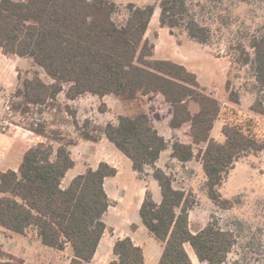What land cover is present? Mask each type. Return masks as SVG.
<instances>
[{
	"label": "trees",
	"instance_id": "trees-1",
	"mask_svg": "<svg viewBox=\"0 0 264 264\" xmlns=\"http://www.w3.org/2000/svg\"><path fill=\"white\" fill-rule=\"evenodd\" d=\"M127 19H115V0H0V48L5 55L32 62L37 69L18 74L11 111L26 115L30 108L61 105L73 118L79 139L98 142L105 136L132 163L140 176L151 169L161 201L151 189L139 211L142 224L163 244L159 264H193L186 245L201 263L227 264L237 244L232 230L224 229L214 215L200 231L193 233L190 212L197 202L193 193L175 186L172 174L157 166L162 153L171 149V159L182 164L198 160L206 176L208 198L222 210L233 208L221 187L240 158L264 151L258 139L243 124L226 123L224 141L212 136L223 104L207 93L198 76L184 65L155 58V43L147 33L157 9L162 28H183L190 40L206 45L212 38L209 27L192 13L189 0H157L127 7ZM230 48L234 63L248 67L256 88L264 92V27L248 33ZM50 79L46 82L41 72ZM229 102L240 105V97L227 83ZM151 94H161L172 109L170 127L190 126L191 143H172L156 128L153 115L139 110L119 115L116 122L94 125L78 121L77 110L68 101L92 95L113 96L122 103H141ZM192 103L198 106L193 112ZM103 103L101 110L104 111ZM251 111L264 116V104L257 99ZM42 137L24 154L18 171H0V227L16 234L32 229L46 246L64 251L70 247V264H91L108 229L105 216L113 201L105 182L118 174L117 168L101 162L63 186L76 163L71 147L77 140L62 129H52L38 119L28 129ZM264 216V210H263ZM110 264H145L144 251L130 237L117 240ZM0 264H24V260L0 248Z\"/></svg>",
	"mask_w": 264,
	"mask_h": 264
},
{
	"label": "rangeland",
	"instance_id": "rangeland-1",
	"mask_svg": "<svg viewBox=\"0 0 264 264\" xmlns=\"http://www.w3.org/2000/svg\"><path fill=\"white\" fill-rule=\"evenodd\" d=\"M115 1L118 5L115 19L119 23L127 19L129 4L143 6L157 2V0ZM189 1L192 13L198 21L211 29L210 42L206 45L193 42L181 27L174 29V34L169 28H162L159 22L160 9H157L147 33V37L156 44L157 57L170 56L182 59L191 62L192 66L201 71L202 86H210L207 93L223 103L222 114L215 124L213 134L216 140L224 139L221 129L226 123L243 124L258 139L264 140V116L251 111V106L257 99L264 104V92H259L256 88L255 78L248 67H240L234 63L230 51L237 40L247 43L245 37L248 33H254L264 27V0ZM167 49L168 52L170 51L168 55L165 53ZM33 69L37 68H34L32 62L27 59L17 58V56L4 57L0 54V79L6 78L13 84L17 83L11 90H7L0 84V132L15 135L27 144H33L37 140L27 131L31 125L37 123L38 119H43L47 121L49 128L62 129L65 135L71 136L68 128H74L73 118L64 109L66 103L64 94L60 95L61 105L55 108L43 107L42 114L35 107L30 108L24 116L11 111L13 95L19 85L18 74H24ZM41 74L46 82H50L43 71ZM228 82L232 91L239 95L240 105L229 102ZM103 103L90 98L80 112L76 104H72V107L77 110V117H81V123L89 119L92 126L116 122L119 115H130L142 109L148 110L154 116V120L156 119L160 132L171 143L177 138L186 143L192 141L189 125H185L179 131L171 130L169 116L172 109L165 105L162 96L155 95L147 102L143 100L136 104L122 103L112 97L109 106L106 104V108L102 111ZM191 109L196 112L199 108L192 103ZM156 110L159 112L156 113ZM74 139L79 138L76 136ZM75 146L71 148L74 149ZM92 157L88 149L74 150L73 159L77 162V167L71 170L65 182L67 185L70 184L71 178L79 174L84 169V165L88 164V158L92 159ZM97 161L98 159L91 163L95 165ZM160 166L173 175L176 187L183 188L195 196L197 204L193 221L202 223L208 219L209 222L214 215L222 228L235 233L237 244L229 255L227 264H264V151L240 158L235 168L225 177L220 191L224 198L234 203L233 208L229 210L217 208L208 198L205 188L206 176L198 160L182 164L165 155ZM122 170V189L125 186L128 189H135L134 184L137 180H143L144 184L149 186L153 180L151 169L142 176L139 174L133 176L132 163L127 158L122 164ZM123 191L118 189L117 194H122Z\"/></svg>",
	"mask_w": 264,
	"mask_h": 264
},
{
	"label": "crops",
	"instance_id": "crops-1",
	"mask_svg": "<svg viewBox=\"0 0 264 264\" xmlns=\"http://www.w3.org/2000/svg\"><path fill=\"white\" fill-rule=\"evenodd\" d=\"M0 52L2 56L4 57L8 56L4 54L1 48H0ZM169 52L168 49L167 51H165L167 55L169 54ZM157 55H158V51L155 44L156 59L171 60L176 63L184 65L188 70H190L191 72L195 73L198 76L199 83L202 86L201 78L203 74H200L201 71L198 68L192 66L191 62L189 63L182 59H176L170 56L157 57ZM17 58L19 57L17 56ZM0 84L7 90H11L14 87V85L15 86L17 85V83L13 84L12 82H9L6 78H1ZM202 88H204L207 91L210 88V86H202ZM155 95L162 96L161 94H151L143 99L144 102H147L149 98ZM112 97L113 96H106L105 98L100 99L96 96L86 95L80 97L76 101H68V103L70 105L76 104L77 106H79V112H80L82 109L85 108V105L87 104V102H89L90 98L96 100V102H99L100 100L104 102V104H107V106H109V102L110 100H112ZM162 98L164 100L165 105H168L165 102L163 96ZM59 100H61L60 96H59ZM169 108L171 109L170 106ZM157 112H159V110H156V113ZM170 114L172 115V111H170ZM171 115L169 116V126H170V120L172 118ZM77 119L81 123L80 121L82 120L81 117H78ZM154 123L156 128L159 130L156 119L154 120ZM68 130L73 138L77 136L78 134L77 130L71 127L68 128ZM171 130L173 129L171 128ZM173 131H179V130H173ZM27 133H29L31 136L33 135L35 140H37V142L33 144H27L25 141H23L22 138L19 139L15 135L3 134L0 132V171L2 172L8 170L18 171L23 156L28 151V149L31 148L33 145L43 142V139H41L42 137L35 135L31 131H27ZM213 134H214V130L212 132V136ZM220 137L223 138L221 134ZM77 141H78L77 145L74 147V149L71 148L72 158L75 149L76 150L88 149L89 151H91L93 157L92 159L88 158V164L84 165V169L79 174L74 175L71 178V181L76 176L83 174L88 167L97 169L98 165L101 162H107L113 165L118 170V174L115 177L109 178L105 182L106 192L108 193L110 199L113 201L114 204L113 206L110 207L108 213L105 216V222L108 226V229L101 240V243L98 247V250L91 264H110L111 261H113L114 259L113 250H114L115 242L117 240L124 239L126 237H130L137 246L143 249L145 256V264H159L160 258L163 253V244L160 243L158 240H156V238L142 224L139 215V211L145 199L146 191L148 188L152 190L155 200L157 202L161 201V192L157 182L152 180L150 185L147 186L146 184H144L143 180H137L136 183L134 184L135 189H128L127 186L123 187L122 189V183H123V181L121 180V175L123 171L122 164H124L127 157L124 154H122L120 151H118L115 148V146L112 145L107 140L105 136H103L98 142H91L83 139H78ZM222 141H224V139L220 140V142ZM171 152H172L171 149H168L165 152H163L159 162L157 163V166L161 167L160 165L164 156L165 155L170 156ZM97 159H98L97 163L93 165L91 161ZM172 160L177 161L175 159ZM75 163L76 165L74 168L77 167V162L75 161ZM71 172L72 171L70 170L67 173L66 178L64 179L63 182L64 187L68 186L65 182ZM136 174L137 173L134 172L133 176H136ZM118 189L124 190L123 193L117 194ZM194 209L190 212V225L193 233H196L207 225L208 219L202 223L198 221L197 222L193 221ZM0 248L5 253L11 254L17 258L24 260V264H70L73 258V253L70 247H67L64 251H60L51 248L49 246H46L39 240L36 232L32 229L28 230L26 234H16L9 232L0 227ZM186 250L193 264H206V263H201L198 260L196 254L194 253L190 245H186Z\"/></svg>",
	"mask_w": 264,
	"mask_h": 264
},
{
	"label": "built area",
	"instance_id": "built-area-1",
	"mask_svg": "<svg viewBox=\"0 0 264 264\" xmlns=\"http://www.w3.org/2000/svg\"><path fill=\"white\" fill-rule=\"evenodd\" d=\"M3 130H5V129H3Z\"/></svg>",
	"mask_w": 264,
	"mask_h": 264
}]
</instances>
